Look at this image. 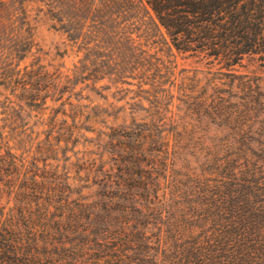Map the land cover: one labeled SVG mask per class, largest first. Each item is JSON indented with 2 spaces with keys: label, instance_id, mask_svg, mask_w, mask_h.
Returning <instances> with one entry per match:
<instances>
[{
  "label": "trees",
  "instance_id": "16d2710c",
  "mask_svg": "<svg viewBox=\"0 0 264 264\" xmlns=\"http://www.w3.org/2000/svg\"><path fill=\"white\" fill-rule=\"evenodd\" d=\"M32 11L72 68L21 67ZM0 84L65 117L0 149V264H264V0H0Z\"/></svg>",
  "mask_w": 264,
  "mask_h": 264
},
{
  "label": "rangeland",
  "instance_id": "374dc122",
  "mask_svg": "<svg viewBox=\"0 0 264 264\" xmlns=\"http://www.w3.org/2000/svg\"><path fill=\"white\" fill-rule=\"evenodd\" d=\"M30 9L31 6H29ZM32 16H35L34 21V45L32 51L27 55L26 59L21 62V67L25 65H44L50 70L60 69L62 71L67 68H72L74 63L78 61V57H75V53L71 50H67L65 42V36L61 32L55 31L51 28V21L41 15H37L36 11H32ZM179 68L184 66H191L194 59L188 58L185 54H179L177 57ZM245 67H241L242 71L253 70L258 66V63L254 61L246 60L244 62ZM254 64V65H253ZM106 81H102L101 84H105ZM5 88L0 84V132H3V137H0V149L2 151L9 148L22 147V150L13 149L18 153L23 150L30 149V145L26 146L23 143H17L19 138H25L34 142V139H44L49 131L48 123L54 115L58 114V119H64V115L60 112H54L50 106H27L21 99L18 98L17 94L11 93V87ZM107 93V91H103ZM91 100L93 103L90 107L101 104L107 105V102L95 93H91ZM114 98L110 97V101ZM83 103L89 104L90 101L84 100ZM51 104V100L48 101ZM59 110H62L63 106L57 104ZM91 109L88 111L90 112ZM69 112V106H67ZM70 121V118H69ZM106 120L102 118L92 117L89 120L83 117L82 122L83 129L81 130V136L79 138L80 146L78 149H84L86 142H92L91 148L97 150V140L99 138V132L104 129L103 122ZM116 120H109V124ZM130 123L132 120H117L115 124L122 122ZM86 127V128H85ZM85 128V129H84ZM9 142V143H8Z\"/></svg>",
  "mask_w": 264,
  "mask_h": 264
}]
</instances>
